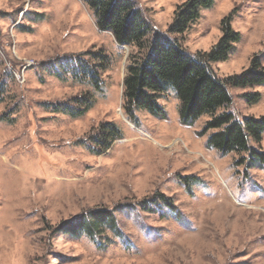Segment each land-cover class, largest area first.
Listing matches in <instances>:
<instances>
[{"label":"rangeland","instance_id":"1","mask_svg":"<svg viewBox=\"0 0 264 264\" xmlns=\"http://www.w3.org/2000/svg\"><path fill=\"white\" fill-rule=\"evenodd\" d=\"M130 1L148 27L142 48L99 30L84 0H0V264H264V168L209 148L210 117L182 125L174 91L159 96L164 119L124 98L156 35L202 57L229 27L239 41L210 70L264 69V0H213L181 37L169 29L189 0ZM229 93L217 115L264 117V87ZM99 209L117 232L57 231Z\"/></svg>","mask_w":264,"mask_h":264},{"label":"trees","instance_id":"2","mask_svg":"<svg viewBox=\"0 0 264 264\" xmlns=\"http://www.w3.org/2000/svg\"><path fill=\"white\" fill-rule=\"evenodd\" d=\"M84 1L94 12L99 30L111 33L119 45L143 47L148 27L130 0ZM212 5L213 0L186 2L176 12L169 35L181 37L199 19L200 11ZM238 41L239 35L228 27L225 36L209 54L193 57L183 50L177 39L156 35L144 58L128 69L124 80L126 109H143L152 116L164 119L166 113L158 99L161 94L172 90L180 102L182 125L192 127L201 118L210 117L200 133V136H205L213 132L207 141L209 148L225 155H245L242 162L264 168V152L259 149L264 135V117L246 118L240 122L228 112L217 115L218 111L231 104L229 88L264 87V69L258 59L251 63L250 69L226 80L219 79L210 70L211 63L228 60L233 45ZM247 99L249 103H256L259 95L247 96ZM87 109L73 112L72 115H82ZM116 133L108 125L95 137L102 152L111 147ZM105 228L117 232L115 219L108 211L99 209L91 211L88 218L80 216L64 223L57 231L75 237H91L101 235Z\"/></svg>","mask_w":264,"mask_h":264},{"label":"built area","instance_id":"3","mask_svg":"<svg viewBox=\"0 0 264 264\" xmlns=\"http://www.w3.org/2000/svg\"><path fill=\"white\" fill-rule=\"evenodd\" d=\"M26 68V67H25Z\"/></svg>","mask_w":264,"mask_h":264}]
</instances>
